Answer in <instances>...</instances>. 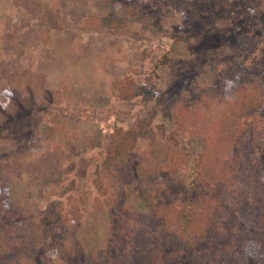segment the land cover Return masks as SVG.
Masks as SVG:
<instances>
[{
  "label": "rangeland",
  "instance_id": "1",
  "mask_svg": "<svg viewBox=\"0 0 264 264\" xmlns=\"http://www.w3.org/2000/svg\"><path fill=\"white\" fill-rule=\"evenodd\" d=\"M190 1L197 6L195 12L182 7V0H0V103L10 101L12 112L0 109V128L6 126L10 136L29 138L26 160L37 161L56 150L53 158L67 165L68 159L78 161L97 148L84 155L88 145L77 136L98 140L108 148L113 115L127 111L133 102L143 104L153 89H158V95H152V104L173 97L177 87L170 84L169 69L154 66L165 53L191 66L203 53L200 71L183 73L178 88L193 112L199 108L198 98L204 101L205 86L216 84L219 94L222 90L231 94L235 80L244 78L247 86L264 82V0ZM233 9L236 18L230 13ZM143 14L163 32L144 24ZM214 25L216 32L211 31ZM241 36L251 44H237ZM125 80L140 86L142 93L133 102L119 100ZM208 111L218 113L215 106ZM263 114L251 119L262 122ZM158 119L168 120L163 114ZM194 126L189 124L183 137L194 154L204 153L209 148L206 136L192 134ZM163 138L157 130L153 144L138 142L125 160L118 156L117 164L100 173L98 183L93 181L97 174L90 173L85 195L65 219L60 217L65 209L46 210L48 200L59 192L57 186L45 183L40 193L25 172L7 177L0 197L12 214L11 221L4 219L6 227L12 226L14 247L2 262L14 264L21 251L26 255L17 264H31L27 259L32 242L47 243L40 264L123 261L121 254L115 255L116 249H109L115 238L123 235L130 242L135 235L146 239L159 231L165 207L154 198L185 177L183 171L155 167L167 163ZM240 179L230 180L228 192L240 187ZM81 182L77 181L79 187ZM219 198L230 201L228 196ZM171 201L176 203L177 197L173 195ZM57 220L62 222L50 235ZM30 235L34 241L28 240ZM20 237L22 247H18ZM129 245L125 250H130ZM77 246L70 257L69 250Z\"/></svg>",
  "mask_w": 264,
  "mask_h": 264
},
{
  "label": "trees",
  "instance_id": "2",
  "mask_svg": "<svg viewBox=\"0 0 264 264\" xmlns=\"http://www.w3.org/2000/svg\"><path fill=\"white\" fill-rule=\"evenodd\" d=\"M181 6L191 12L197 10V6L190 0H182ZM233 11L230 13L236 18L237 14ZM143 15L144 24H148L152 30L163 32L152 24L147 14ZM213 19L216 20V14ZM215 28L216 25L211 31L216 32ZM226 33L231 34V31ZM236 43L249 46L251 41L241 36L236 39ZM198 57L192 66L166 53L154 62L155 67L163 64L169 69L170 84L177 87L173 89V97L168 101L152 104V95H158V89H153L148 92L151 97L143 104L134 103V98L142 93L140 86L130 80L121 82L119 100L133 103L126 107L127 111L120 110L113 115L112 128L108 134L109 147L105 148L98 140L77 136L78 140L88 145L84 155L95 147L98 149L78 161L68 159L67 165L53 158L56 150L47 152L48 156L37 161L26 160L24 151L29 138L21 136L19 139L17 133L10 136L8 128L1 127L0 196L5 191L4 182L7 177L14 178L25 172L29 184L36 186L40 193L45 183L57 186L59 192L56 197L48 200L46 210L53 211L56 207L58 210L65 209V213L60 216L65 219L85 195V182L90 173L97 174L93 181L98 183L100 173H106L117 164L114 161L118 156L125 160L129 149L134 150L138 142L149 140L153 144L158 130L164 137L162 140L166 147L167 163L155 167L173 173L183 171L185 177L169 190H160L164 193L157 192L154 198L165 207L164 218L158 221L161 227L159 231L153 232L146 239L135 235L129 238L131 245L127 239L124 241L123 235L119 240L115 238V245L109 249H116L115 255L123 256V261L118 264H264V119L257 123L251 119L264 112V82L254 81L247 86L244 78L235 80L231 94L225 90L219 94L216 84L205 86L207 96H204V101L198 98L199 108L193 112L183 96L178 94V88H181L183 73L200 71L204 61L203 53ZM9 102L0 103V109L11 114ZM214 106L218 113L211 115L208 108ZM161 114L168 120L160 122L158 117ZM189 124L195 125L192 134L206 136L204 138L209 147L206 152L194 154L190 150L187 139L183 137ZM68 151L67 157H71L72 150ZM90 160H93V164ZM208 170L213 173L208 174ZM234 177L241 178L242 183L230 193L227 185ZM78 180L82 181L83 187L78 186ZM173 195L177 197L176 203L171 201ZM222 195L228 196L230 201L220 199ZM159 203L158 206L161 205ZM4 204L0 197V264H10V261L2 262L4 255L11 253L14 247L12 226L6 227L4 219L9 218L8 221H11L12 214L9 204L7 207ZM61 222L57 220L52 223L55 226L50 228V235L55 234L56 226ZM41 236L45 237L43 234ZM22 240L23 237H20L18 247H22ZM28 240L34 241V236L30 235ZM32 243V253L27 261L40 264L46 256L43 247L47 243L42 242L41 246ZM122 243L123 246L118 248ZM126 245H129V251L125 250ZM76 249L78 246L69 250L70 257L76 254ZM19 253L14 264L20 263L26 255L21 251Z\"/></svg>",
  "mask_w": 264,
  "mask_h": 264
}]
</instances>
